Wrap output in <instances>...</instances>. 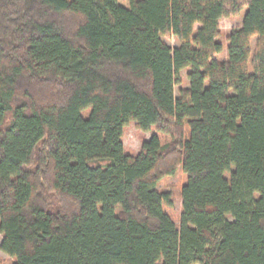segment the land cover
Listing matches in <instances>:
<instances>
[{
    "label": "trees",
    "instance_id": "obj_1",
    "mask_svg": "<svg viewBox=\"0 0 264 264\" xmlns=\"http://www.w3.org/2000/svg\"><path fill=\"white\" fill-rule=\"evenodd\" d=\"M0 235L10 264H264V0H0Z\"/></svg>",
    "mask_w": 264,
    "mask_h": 264
},
{
    "label": "rangeland",
    "instance_id": "obj_2",
    "mask_svg": "<svg viewBox=\"0 0 264 264\" xmlns=\"http://www.w3.org/2000/svg\"><path fill=\"white\" fill-rule=\"evenodd\" d=\"M244 10L241 11L240 14L224 17L219 20V27H220V41L223 44V50L219 54H217V59H223L226 57V38L229 31L237 26L240 25ZM165 40L171 44L172 46L176 45V41L173 38H165ZM254 43V39L252 40V45ZM186 71H182L183 76V85H187L186 79ZM176 93H177V87ZM150 136V132L143 131L139 129L135 122H130L127 126H125L123 131V145L124 149L128 153H136L142 141L147 139ZM186 181V173L182 170V168H178L177 171L172 174L163 177L158 185L157 188L162 189H170L172 191V200L173 204L171 206H165V210L171 215L173 220L178 223L179 215L181 212V198H180V187ZM2 236L0 235V240ZM14 258L7 253L0 250V264H10L13 262Z\"/></svg>",
    "mask_w": 264,
    "mask_h": 264
}]
</instances>
